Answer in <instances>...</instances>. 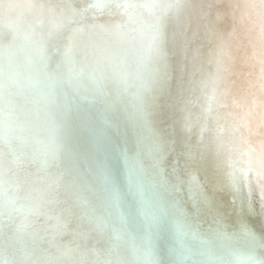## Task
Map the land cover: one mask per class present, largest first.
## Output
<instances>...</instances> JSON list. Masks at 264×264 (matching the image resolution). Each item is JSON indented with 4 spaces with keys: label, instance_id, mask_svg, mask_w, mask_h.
<instances>
[{
    "label": "bare ground",
    "instance_id": "bare-ground-1",
    "mask_svg": "<svg viewBox=\"0 0 264 264\" xmlns=\"http://www.w3.org/2000/svg\"><path fill=\"white\" fill-rule=\"evenodd\" d=\"M0 264H264V0H0Z\"/></svg>",
    "mask_w": 264,
    "mask_h": 264
},
{
    "label": "snow or ice",
    "instance_id": "snow-or-ice-1",
    "mask_svg": "<svg viewBox=\"0 0 264 264\" xmlns=\"http://www.w3.org/2000/svg\"><path fill=\"white\" fill-rule=\"evenodd\" d=\"M71 53V46H69L68 49H66V55H69Z\"/></svg>",
    "mask_w": 264,
    "mask_h": 264
}]
</instances>
